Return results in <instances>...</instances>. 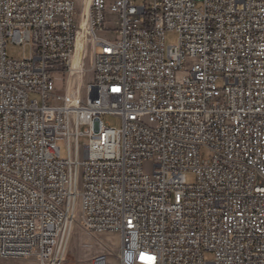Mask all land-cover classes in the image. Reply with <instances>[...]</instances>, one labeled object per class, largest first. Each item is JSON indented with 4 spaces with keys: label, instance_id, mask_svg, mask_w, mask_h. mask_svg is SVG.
<instances>
[{
    "label": "built area",
    "instance_id": "built-area-1",
    "mask_svg": "<svg viewBox=\"0 0 264 264\" xmlns=\"http://www.w3.org/2000/svg\"><path fill=\"white\" fill-rule=\"evenodd\" d=\"M76 226L118 264H264V0H0V259L66 264Z\"/></svg>",
    "mask_w": 264,
    "mask_h": 264
},
{
    "label": "rangeland",
    "instance_id": "rangeland-1",
    "mask_svg": "<svg viewBox=\"0 0 264 264\" xmlns=\"http://www.w3.org/2000/svg\"><path fill=\"white\" fill-rule=\"evenodd\" d=\"M87 4V0H83V5ZM111 18V17H110ZM107 31L114 30L116 28L115 24L107 23L105 25ZM105 35L109 37H115L117 40L121 38V36L117 33L116 36L106 32ZM178 34L176 32H167L165 36L166 45H176L178 43ZM7 51L10 57L21 59L24 57H29L31 55V47L29 45L22 46L9 43L7 46ZM90 76L86 78L89 81ZM54 81H55V90L57 96H63L65 93L66 86V76L61 75L59 73H54ZM221 84V82H219ZM55 105L61 104L59 101H54ZM104 122L110 124L114 128L121 127V120L107 115L104 117ZM84 129V127L82 128ZM89 142V137L83 135L79 138V143L81 146L87 145ZM57 145L61 149V157L62 159H66L68 157V147L66 140L63 138L57 139ZM203 155H208L206 150L202 151ZM195 175L193 173H188L187 179L188 182L192 183L195 181ZM119 242L120 237L118 234H115L111 237H104L102 235H97L94 233L87 232L83 230L81 227L76 226L74 232L72 234L71 242L69 245L68 255L66 264H91V261L97 255L102 253H108L110 255L111 264H118L117 254L119 252ZM105 246V248H104ZM211 254L207 253L206 258L210 259ZM0 264H38L35 260H27V259H0Z\"/></svg>",
    "mask_w": 264,
    "mask_h": 264
},
{
    "label": "bare ground",
    "instance_id": "bare-ground-1",
    "mask_svg": "<svg viewBox=\"0 0 264 264\" xmlns=\"http://www.w3.org/2000/svg\"><path fill=\"white\" fill-rule=\"evenodd\" d=\"M89 4V0H87V4L85 5L84 9H87ZM85 28H86V24L83 21L82 23V29L79 33V42H78V48H77V52L74 55L73 59H72V76H71V80H70V96H77L80 88H81V84L83 82V78L81 75L82 72V65L84 62V43L86 42V37H85Z\"/></svg>",
    "mask_w": 264,
    "mask_h": 264
},
{
    "label": "crops",
    "instance_id": "crops-1",
    "mask_svg": "<svg viewBox=\"0 0 264 264\" xmlns=\"http://www.w3.org/2000/svg\"><path fill=\"white\" fill-rule=\"evenodd\" d=\"M113 235H115V233H106V234H103L104 237H111ZM104 248H105V246H104Z\"/></svg>",
    "mask_w": 264,
    "mask_h": 264
}]
</instances>
